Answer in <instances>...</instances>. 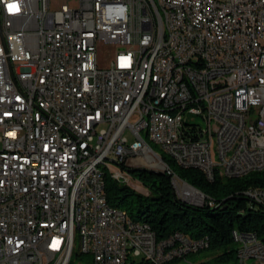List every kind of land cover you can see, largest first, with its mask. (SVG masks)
Returning a JSON list of instances; mask_svg holds the SVG:
<instances>
[{
    "label": "built area",
    "instance_id": "2783aa9c",
    "mask_svg": "<svg viewBox=\"0 0 264 264\" xmlns=\"http://www.w3.org/2000/svg\"><path fill=\"white\" fill-rule=\"evenodd\" d=\"M99 44L114 48L106 65ZM142 123L211 179L264 164V0H0V264H74L70 191L88 256L79 263L180 264L206 248L207 237L157 239L108 209L105 172L129 182L113 164L140 156L161 168L139 141ZM242 194L264 209V187ZM232 236L238 264H264L255 232Z\"/></svg>",
    "mask_w": 264,
    "mask_h": 264
},
{
    "label": "trees",
    "instance_id": "16d2710c",
    "mask_svg": "<svg viewBox=\"0 0 264 264\" xmlns=\"http://www.w3.org/2000/svg\"><path fill=\"white\" fill-rule=\"evenodd\" d=\"M162 159L173 173L200 190L208 200L200 205L188 203L176 194L167 173L134 169L123 161L121 167L132 172L148 194L136 191L105 172L108 204L125 210L134 220L147 222L157 239L166 238L175 231L192 238L207 237L208 246L203 250L213 255L208 260H200V264L236 259L232 236L234 229L255 232L264 245V209L252 205L242 194L250 187H264V168L241 176L208 179L200 169L182 167L169 155H162ZM209 200L213 202L212 205L208 203ZM72 257L83 259L88 256L74 249ZM133 264L152 263L139 258Z\"/></svg>",
    "mask_w": 264,
    "mask_h": 264
},
{
    "label": "bare ground",
    "instance_id": "6f19581e",
    "mask_svg": "<svg viewBox=\"0 0 264 264\" xmlns=\"http://www.w3.org/2000/svg\"><path fill=\"white\" fill-rule=\"evenodd\" d=\"M147 2H156V0H147ZM56 35H65V27L56 28ZM151 81H152V73L143 74V82H151ZM187 113H190L192 115V108H183V115H186ZM143 130H145V136L147 139L156 143V145L159 144L160 147L165 152V154L169 155L171 158H173L178 165H180L182 167H185V166H183L182 162H180L179 159H176L175 156H173V154H170V151H169V149H167V146H166V144H164L162 138H154L153 134H151V131H150V123H142L141 125H139V141H141L142 146H144L146 151L152 152V154H154L155 161H157V163L161 165L163 172L168 171V173H170L171 176L174 177V181H177L178 183H180V181H182V180L169 169L166 162L163 161L162 155L159 154L158 152L154 151L153 148L148 144L147 139L141 133ZM194 168L200 169L201 171H203L204 175L208 179H211L210 175H207L206 171H204L203 168H201V167H194ZM263 168H264V164H262V166H255V170H259V169H263ZM106 172L108 174H110V176L112 178L118 180V178H116L115 172H113V171H106ZM232 176H235V175H232V173H223V177H232ZM182 182L187 185L186 188H190L192 190V191H190L189 189H187L188 192H192V194H196V195H199V196L205 198L204 194L200 190L195 189L194 187L190 186L189 184H187L184 181H182ZM104 189H105V182H104ZM104 201H105V203L108 204L107 199H106V194H104ZM77 204H78V193H77V191H70L69 200H68V209H66V216H68L67 229H66V245H71V249L74 250L76 247L75 246L76 240L78 238L77 249L80 253H82V245H80V241H79V232H78V230H76V221L78 218ZM81 205H89V198H81ZM108 209H121V208L108 204ZM129 217H130V219H132L130 215H129ZM132 220L136 221V222H143L140 220H134V219H132ZM145 223H147V222H145ZM176 235L186 236V240H200V238L189 237L180 231H176ZM262 246H264L263 243H262Z\"/></svg>",
    "mask_w": 264,
    "mask_h": 264
},
{
    "label": "rangeland",
    "instance_id": "374dc122",
    "mask_svg": "<svg viewBox=\"0 0 264 264\" xmlns=\"http://www.w3.org/2000/svg\"><path fill=\"white\" fill-rule=\"evenodd\" d=\"M114 53V48H112V46L108 45V44H99L98 45V49H97V59L100 65H106L109 63L110 58H112V54ZM186 119L188 122L190 123H198V124H203L202 118L199 115L193 114L192 115L190 113L186 114ZM143 134V136H145V130H143L141 132ZM126 134L128 135V139L129 141H132L133 136L130 134L129 130H126ZM146 138V136H145ZM147 139V138H146ZM148 144L153 148L154 151L158 152L161 155H166L165 152L163 151V149L160 147L159 144L156 145V143L152 142L151 140L147 139ZM127 166L129 167H144L146 169H151V170H155V168L153 167H147L145 165H143L144 163V158L140 157V156H135V157H129L127 159ZM115 169H120L124 174L127 175V177L129 178V182L125 183L127 185H129L130 187H132L133 189H135L138 192H141L143 194H148V190L142 185V183L135 178L132 175V172L128 171L126 168H120V166L113 164V166ZM162 168L156 169V170H161ZM121 182V181H120ZM124 183V182H123ZM174 183L176 184H180V186H184L185 189H189L190 191H192L190 188H186L187 185L184 184L182 181H180V183H178L177 181H174ZM175 192L176 194L183 200L192 203V204H203L204 203V198L200 197V198H196L194 195L193 196H188L186 194H184V190L181 189L180 187H175ZM188 192V191H187ZM192 193V192H190ZM75 249H77L78 246V238L76 240V244H75ZM234 247H237V243H234ZM213 255V253L208 252L206 250H202L199 251L197 253H192L186 256L185 260H182L180 262V264H190V263H197L200 260H208L211 256ZM140 257H138L137 259H139ZM74 264H83V263H79L78 258H72ZM214 264H238L237 260H230L228 262H215Z\"/></svg>",
    "mask_w": 264,
    "mask_h": 264
},
{
    "label": "water",
    "instance_id": "95a60500",
    "mask_svg": "<svg viewBox=\"0 0 264 264\" xmlns=\"http://www.w3.org/2000/svg\"><path fill=\"white\" fill-rule=\"evenodd\" d=\"M134 169H146V168H144V167H137V168H134ZM146 170H151V169H146ZM152 171L158 172V173H163L162 170H152Z\"/></svg>",
    "mask_w": 264,
    "mask_h": 264
}]
</instances>
